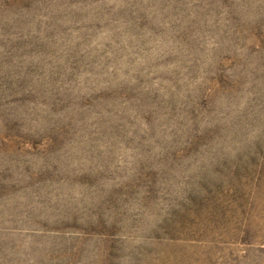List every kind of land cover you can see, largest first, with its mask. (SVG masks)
<instances>
[{
    "label": "rangeland",
    "instance_id": "rangeland-1",
    "mask_svg": "<svg viewBox=\"0 0 264 264\" xmlns=\"http://www.w3.org/2000/svg\"><path fill=\"white\" fill-rule=\"evenodd\" d=\"M0 264H264V0H0Z\"/></svg>",
    "mask_w": 264,
    "mask_h": 264
}]
</instances>
